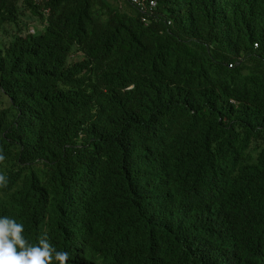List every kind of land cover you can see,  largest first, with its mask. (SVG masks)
Listing matches in <instances>:
<instances>
[{"label": "trees", "instance_id": "1", "mask_svg": "<svg viewBox=\"0 0 264 264\" xmlns=\"http://www.w3.org/2000/svg\"><path fill=\"white\" fill-rule=\"evenodd\" d=\"M153 1L0 0V216L68 264H264V0Z\"/></svg>", "mask_w": 264, "mask_h": 264}, {"label": "clouds", "instance_id": "2", "mask_svg": "<svg viewBox=\"0 0 264 264\" xmlns=\"http://www.w3.org/2000/svg\"><path fill=\"white\" fill-rule=\"evenodd\" d=\"M5 159L0 150V163ZM7 183L6 175L0 174V188L7 187ZM23 232V223L0 216V264H68L72 258L68 251L57 250L47 233L32 244L23 236Z\"/></svg>", "mask_w": 264, "mask_h": 264}, {"label": "built area", "instance_id": "3", "mask_svg": "<svg viewBox=\"0 0 264 264\" xmlns=\"http://www.w3.org/2000/svg\"><path fill=\"white\" fill-rule=\"evenodd\" d=\"M129 4L134 7L138 12L145 15H152L155 8V2L153 0H128ZM34 33V29L28 31Z\"/></svg>", "mask_w": 264, "mask_h": 264}, {"label": "rangeland", "instance_id": "4", "mask_svg": "<svg viewBox=\"0 0 264 264\" xmlns=\"http://www.w3.org/2000/svg\"><path fill=\"white\" fill-rule=\"evenodd\" d=\"M21 21L28 31L35 28H40L44 25L43 21H40L37 18H33L28 12H25L24 15L21 16Z\"/></svg>", "mask_w": 264, "mask_h": 264}]
</instances>
